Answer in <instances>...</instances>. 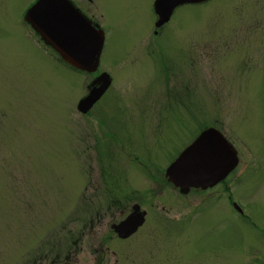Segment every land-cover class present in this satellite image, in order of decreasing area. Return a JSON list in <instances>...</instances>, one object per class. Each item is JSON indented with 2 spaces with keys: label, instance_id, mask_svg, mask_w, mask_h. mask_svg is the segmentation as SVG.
Returning a JSON list of instances; mask_svg holds the SVG:
<instances>
[{
  "label": "rangeland",
  "instance_id": "1",
  "mask_svg": "<svg viewBox=\"0 0 264 264\" xmlns=\"http://www.w3.org/2000/svg\"><path fill=\"white\" fill-rule=\"evenodd\" d=\"M36 1L0 0V264L262 254L264 0L184 3L161 26L155 0H73L105 31L96 74L67 66L26 21ZM106 73L105 94L80 112ZM207 127L232 143L236 167L204 190L167 183ZM136 205L144 223L119 235Z\"/></svg>",
  "mask_w": 264,
  "mask_h": 264
},
{
  "label": "water",
  "instance_id": "2",
  "mask_svg": "<svg viewBox=\"0 0 264 264\" xmlns=\"http://www.w3.org/2000/svg\"><path fill=\"white\" fill-rule=\"evenodd\" d=\"M204 0H156L155 9L159 16L157 26L169 21L174 9L184 3ZM26 20L41 34L43 40L60 53L63 59L76 68L94 72L98 69L99 58L103 48L104 35L98 31L68 0H39L26 14ZM90 38V52L87 62L70 56V51L83 38ZM111 80L107 74L93 82L90 93L81 100L77 108L87 112L103 95ZM200 142L199 151L189 153L194 144ZM184 158L186 163L181 166L177 161ZM191 158V162L189 159ZM238 164L236 152L228 144L224 136L215 128L204 130L196 140L188 146L168 167L170 181L181 190L184 187L206 188L213 186L233 170ZM145 213L139 212V206L115 230L121 236H128L144 222Z\"/></svg>",
  "mask_w": 264,
  "mask_h": 264
},
{
  "label": "snow or ice",
  "instance_id": "3",
  "mask_svg": "<svg viewBox=\"0 0 264 264\" xmlns=\"http://www.w3.org/2000/svg\"><path fill=\"white\" fill-rule=\"evenodd\" d=\"M89 52H90V38L85 36L74 46L73 50L70 51V56L80 60L82 63H85L89 58ZM199 145L200 142L198 141L197 144H194L192 148L189 149V152L186 153L185 156H188L189 153H194L199 151ZM187 162H191V158ZM184 163H186L184 158H181L180 161H177L178 166H181Z\"/></svg>",
  "mask_w": 264,
  "mask_h": 264
},
{
  "label": "flooded vegetation",
  "instance_id": "4",
  "mask_svg": "<svg viewBox=\"0 0 264 264\" xmlns=\"http://www.w3.org/2000/svg\"><path fill=\"white\" fill-rule=\"evenodd\" d=\"M73 2V4L82 12L84 13L88 18H90L81 8V6L79 4H76L73 0H71ZM89 3H92L93 0H87ZM91 19V18H90ZM94 23H96L93 19H91ZM97 24V23H96ZM166 178V176H165ZM166 182L168 183L167 179H165ZM234 203V201H232ZM262 254L258 255L257 257H255L254 259H252L250 261V264H264V258H262L263 254H264V251H261ZM262 258V259H261ZM243 261V260H242Z\"/></svg>",
  "mask_w": 264,
  "mask_h": 264
}]
</instances>
